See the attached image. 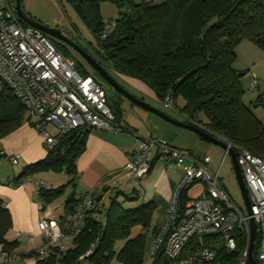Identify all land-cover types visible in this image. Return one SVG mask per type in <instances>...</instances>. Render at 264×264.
I'll list each match as a JSON object with an SVG mask.
<instances>
[{"label":"trees","instance_id":"16d2710c","mask_svg":"<svg viewBox=\"0 0 264 264\" xmlns=\"http://www.w3.org/2000/svg\"><path fill=\"white\" fill-rule=\"evenodd\" d=\"M65 1L93 38V43L89 42L88 48L83 49L109 72L140 80L159 100L171 93L175 107L194 118L197 124L229 142L234 149L245 148L264 156V122L243 101L244 78L249 69L239 70L233 66L239 42L249 40L264 49V0ZM104 1L112 2L119 9L117 18L107 23L100 13V4ZM100 35H105L104 39L99 40ZM49 38L63 55H71L68 46ZM76 63L81 74H89L77 58ZM178 98L184 101L181 108L176 103ZM253 104H261L264 108V90ZM111 110L118 123L119 106ZM25 119L24 108L3 84L0 87V137L13 131ZM86 136L87 132L68 131L44 158L25 164L20 173L10 179L11 183L18 185L29 176L49 170L63 171L70 176L65 184L48 189L42 185L38 191L43 204L60 198L68 186L76 183V159L85 149ZM189 188L182 189L179 194V213L189 200ZM106 191L107 188H103L100 193L90 196L102 201ZM79 197H75L74 192L68 193L64 205L68 215ZM107 198L103 216L100 217L101 211L98 215L89 213L71 246L57 250L47 259L37 260L36 264H76L83 259H89L90 264H111L113 261L140 264L154 203L149 201L127 207L124 204L136 197L121 192ZM134 227H139V231L131 236ZM10 228L11 215L0 197V245L3 248L13 244L5 237ZM235 236L236 248L227 251L217 247L215 259L210 264H237L246 239L240 231L235 232ZM95 239L97 243L91 246ZM120 240L124 242L116 252L115 244ZM212 240L211 237H193L182 255L186 256ZM257 247L258 238L253 249L255 259ZM88 250H92L91 253L81 258ZM154 255L153 264H169L163 250Z\"/></svg>","mask_w":264,"mask_h":264},{"label":"built area","instance_id":"2783aa9c","mask_svg":"<svg viewBox=\"0 0 264 264\" xmlns=\"http://www.w3.org/2000/svg\"><path fill=\"white\" fill-rule=\"evenodd\" d=\"M76 64V60L63 55L46 34L24 25L16 14L13 2L0 0V87L6 84L10 88L40 131L47 152L71 130L84 133L123 129L115 121L109 106L105 83L97 81L91 74H81ZM248 83L250 88L258 87L255 72L249 73ZM161 103L164 108L180 113L171 93L165 94ZM183 116L191 124L203 127L194 118ZM47 124L55 125L56 133L44 129ZM135 144V149L126 154L124 168L129 174L139 178L146 175L154 157L168 167L182 168V176L169 200L165 218L155 227L149 241L150 253L163 250L169 264H210L215 259L217 247L227 251L236 248L235 232L240 231L246 239V246L237 264H247L249 216L241 211L219 183V170L214 173L209 170L210 158L203 156L196 159L186 150L171 145L164 137L139 136ZM234 150L248 191L250 216L257 227L256 259L264 264V156L245 148ZM0 156H5L13 164L17 163L19 157L6 154L3 150H0ZM197 182L204 185L202 193L190 198L179 213L181 190ZM39 185L42 186V182ZM103 207V201L83 194L63 221L41 217L38 229L45 243L36 250L35 259H47L57 250L67 248L65 241L81 231L87 215H98ZM193 237H211L213 240L183 256V250ZM96 243L97 239L91 246ZM91 251H86L80 257ZM12 257L6 250L0 253L3 261H9Z\"/></svg>","mask_w":264,"mask_h":264},{"label":"crops","instance_id":"0c3cea01","mask_svg":"<svg viewBox=\"0 0 264 264\" xmlns=\"http://www.w3.org/2000/svg\"><path fill=\"white\" fill-rule=\"evenodd\" d=\"M114 74L123 84L134 90L138 97L149 98L150 105L156 107L155 103H161L154 91L140 80L116 72ZM106 90L111 109H116L119 106L121 110L118 124L123 129L120 131L91 130L87 132L85 149L76 159L77 179L75 185L68 186L65 193L50 204L41 202L38 195L39 183L42 182L43 187L47 189L65 184L70 179V176L65 172L49 175L47 173H45L46 175L35 174L21 180L18 185H13L10 181L12 177L20 173L21 165L40 160L47 154L43 145V137L33 125V121L26 111L27 119L13 131L0 137V150L6 154L19 155L16 164L11 163L5 156H0V197L4 199L11 215V228L5 237L9 243H13L7 248L0 245V253L6 250L13 255L9 261H3L0 258V264H36V250L45 243L39 234L38 221L44 216L56 221L66 219L68 214L65 212L64 205L70 192H74L75 197H79L83 194L96 195L103 188H107L102 200L104 207L100 217L103 216L108 200L107 196L114 195L116 192L136 197L133 201L124 204L127 207L153 202L154 210L148 230V241H150L155 227L160 225L165 218L169 200L182 176V168L179 166L168 167L154 157L146 175L139 178L129 174L124 168L126 154L135 149L137 137L147 135L164 137L171 145L186 150L190 156L196 159L206 156L201 155L206 153V150L224 149L189 129L174 125L158 115L132 104L120 94L113 101L110 99L107 85ZM176 103L181 108L184 101L178 98ZM160 105L164 110L166 109L162 103ZM139 110H144L146 113ZM172 112L174 114L168 116L177 121L191 124L182 112ZM49 125L53 130L48 129ZM44 129L56 133V126L53 124L45 125ZM214 159L211 158L208 163V168L213 173L220 168V166H215ZM221 185L224 187L222 183ZM203 188L204 185L200 182L191 185L187 192L189 199L201 194Z\"/></svg>","mask_w":264,"mask_h":264},{"label":"rangeland","instance_id":"374dc122","mask_svg":"<svg viewBox=\"0 0 264 264\" xmlns=\"http://www.w3.org/2000/svg\"><path fill=\"white\" fill-rule=\"evenodd\" d=\"M9 2H13L15 4V0H8ZM157 1V0H155ZM24 10L33 18L38 21L55 27L61 31V33L72 40L77 45L82 48L87 49L88 43H93V38L90 32L87 30L82 21L78 18V16L74 13L70 5L65 0H22ZM119 9L115 4L109 1H104L100 4V13L102 20L107 23L112 20H115L118 16ZM98 39H104L103 36H99ZM63 43V42H62ZM65 44V43H64ZM68 46L67 44H65ZM70 57L76 58L81 62L82 68L89 72L97 81L103 82L101 77L92 70L87 63L80 57L78 52L73 50L71 47ZM237 57L233 64V66L239 70L249 69L247 76L244 78L245 82V93L243 95V101L249 105L255 114V116L264 122V108L261 104L254 105L257 95L264 90V49L257 46L255 43L249 40H243L238 43L236 47ZM255 71L257 72L258 77V87L250 88L248 83L249 73ZM113 78L123 86L127 91L136 94L134 90L123 84L118 77L110 72ZM107 85V84H106ZM110 99L114 101L115 97L119 95L114 89L109 88ZM137 95V94H136ZM146 102H151L149 98L143 96ZM150 104V103H149ZM161 104V103H160ZM159 103H155V108L161 109L165 114L172 115L171 110H164ZM139 109V108H138ZM142 113H146L144 110ZM174 114V113H173ZM48 129H52V126L49 125ZM201 155H206L210 159L215 158L214 163L215 166H220V176L218 178L219 183H222L225 187L226 192L230 195L233 201L237 204V206L241 209L243 213H246V209L244 206V202L242 196L240 194V190L238 187V183L234 174L231 158L228 153H225L224 149H209L206 150V153H202ZM7 163V162H4ZM220 164V165H219ZM23 166L21 165L20 168ZM19 168V169H20ZM47 173L55 174L53 171H46L40 173V175H44ZM46 175V174H45ZM61 180V179H59ZM63 182V181H62ZM106 209H104L105 212ZM137 231H139V227H134L131 231V236H134ZM73 237L67 239L65 241V245L67 248L71 246ZM124 240L117 241L115 244V251L118 252L120 247L122 246ZM145 246V251L142 255V261L140 264H153L155 255L151 254L149 251V241L147 236V242ZM86 253V251H85ZM84 254V253H83ZM82 254V255H83ZM76 264H90L89 259L79 260ZM111 264H118L116 261H113Z\"/></svg>","mask_w":264,"mask_h":264},{"label":"water","instance_id":"95a60500","mask_svg":"<svg viewBox=\"0 0 264 264\" xmlns=\"http://www.w3.org/2000/svg\"><path fill=\"white\" fill-rule=\"evenodd\" d=\"M15 11L18 16V18L23 21L26 25L32 26L38 30H40L42 33L48 35L51 38H54L58 41H61L65 44H67L69 47H71L73 50L78 52L80 57L89 65V67L94 70L103 80L104 83H106L109 87L114 89L117 93H119L124 99L128 100L132 104L141 107L142 109L146 111H150L162 119L173 123L174 125H178L180 127H184L186 129H189L195 133H197L199 136L202 138L206 139L207 141H210L214 144L220 145L221 147L224 148L225 153H228L234 174L238 183V187L240 190V194L242 196L244 206L246 209V213L249 216L248 218V224H249V229H250V241H249V248H248V257L247 261L249 264H260L253 256V249H254V244L256 240V235H257V227L256 223L251 217V211H250V200L248 196V191L247 187L244 183L243 176L241 173V169L237 163V157L235 150L233 147H231L226 141L222 140L219 138L217 135L211 133L208 129L200 126H196L193 124H188L184 122L177 121L167 114H165L163 111L155 108L154 106L150 105L148 102L143 100L142 98H139L135 96L133 93L127 91L123 86H121L111 75L109 72V69H107L103 64L99 63L94 57H92L87 51H85L82 47L74 43L72 40L69 38L65 37L61 31L55 27L46 25L37 19L31 17L23 8L22 0H15Z\"/></svg>","mask_w":264,"mask_h":264},{"label":"flooded vegetation","instance_id":"af4514ba","mask_svg":"<svg viewBox=\"0 0 264 264\" xmlns=\"http://www.w3.org/2000/svg\"><path fill=\"white\" fill-rule=\"evenodd\" d=\"M48 36V35H47ZM49 37V36H48ZM135 96H137V95H135ZM138 97V96H137ZM139 98H142V97H139ZM143 99V98H142Z\"/></svg>","mask_w":264,"mask_h":264},{"label":"bare ground","instance_id":"6f19581e","mask_svg":"<svg viewBox=\"0 0 264 264\" xmlns=\"http://www.w3.org/2000/svg\"><path fill=\"white\" fill-rule=\"evenodd\" d=\"M23 22V21H22Z\"/></svg>","mask_w":264,"mask_h":264}]
</instances>
